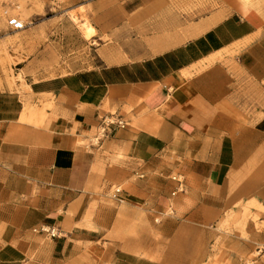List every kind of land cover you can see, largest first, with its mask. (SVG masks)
I'll use <instances>...</instances> for the list:
<instances>
[{
    "label": "crops",
    "instance_id": "obj_1",
    "mask_svg": "<svg viewBox=\"0 0 264 264\" xmlns=\"http://www.w3.org/2000/svg\"><path fill=\"white\" fill-rule=\"evenodd\" d=\"M90 2L133 15L143 37L128 59L109 49L29 89L1 84L0 264H207L211 215L247 197L264 207V0ZM40 98L53 104L43 120L22 118ZM103 117L125 125L95 144ZM174 170L190 219L171 218L166 249H148L165 200L155 184ZM259 241L227 234L218 258L241 264Z\"/></svg>",
    "mask_w": 264,
    "mask_h": 264
},
{
    "label": "rangeland",
    "instance_id": "obj_2",
    "mask_svg": "<svg viewBox=\"0 0 264 264\" xmlns=\"http://www.w3.org/2000/svg\"><path fill=\"white\" fill-rule=\"evenodd\" d=\"M90 1L0 0V87L5 82L11 89H18L15 86L17 83L29 89L26 82H37L78 68H91L102 55L107 59L109 49L113 54L120 53L124 59H128L130 52L127 47L130 45L127 44L143 37L139 22L131 19L133 15H98L103 6L93 5ZM245 1L250 3L252 0ZM118 10L123 12L122 4ZM13 16L32 20L33 24L21 30H11L7 20ZM37 103L40 105L26 106L24 113L31 109H41L45 113V109L53 106L52 102L46 103L42 98ZM170 175H179L185 181L186 175L178 170ZM171 176H162L161 181L155 184L163 191L165 200L163 213L156 215L162 221L154 223V216L149 222L148 249L162 248V244L163 249H166L169 240L162 238L159 228L164 226L165 231L167 227L172 228L173 224L169 223L172 222L171 218L176 221L190 219L187 218V207L178 206L176 202L179 195L170 194ZM119 186L131 188L129 184L123 183ZM114 188L107 193H111ZM186 203L189 202L186 200ZM234 205V209L230 207L211 215L212 225L209 224L208 228L213 231L214 241L213 253L207 264L226 263L219 260L217 254L223 247L220 243L223 236L234 234L251 239L252 231L264 232V207L261 203L247 197L245 201L239 199ZM260 256L264 260L263 241H259L251 253L242 255L241 264H256L254 260Z\"/></svg>",
    "mask_w": 264,
    "mask_h": 264
},
{
    "label": "built area",
    "instance_id": "obj_3",
    "mask_svg": "<svg viewBox=\"0 0 264 264\" xmlns=\"http://www.w3.org/2000/svg\"><path fill=\"white\" fill-rule=\"evenodd\" d=\"M32 24V20H23L17 16L10 17L7 20V26L11 30H21L31 26ZM112 125L124 126L125 123L122 120L116 119L114 117H103L101 123L97 127L96 134L92 138L93 142L97 144L108 133ZM171 180L175 182L174 189L170 192L171 196L175 195L177 192L184 190V181L182 177H179V175H173L171 176ZM119 190L120 189L118 187L115 188L114 193H112V195L114 196L115 192H118ZM34 231L46 233L49 236H56L59 234V231L57 229L48 226H40L34 229Z\"/></svg>",
    "mask_w": 264,
    "mask_h": 264
},
{
    "label": "bare ground",
    "instance_id": "obj_4",
    "mask_svg": "<svg viewBox=\"0 0 264 264\" xmlns=\"http://www.w3.org/2000/svg\"><path fill=\"white\" fill-rule=\"evenodd\" d=\"M27 114H29V116H34L33 119L37 118L36 120H39L40 122L43 120L44 117V112L41 109H31L25 113L22 114V118H25L26 116H28ZM39 123V122H38Z\"/></svg>",
    "mask_w": 264,
    "mask_h": 264
}]
</instances>
